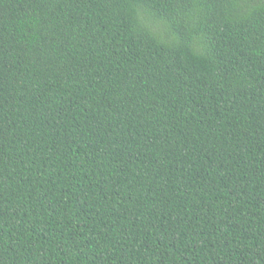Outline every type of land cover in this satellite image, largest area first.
Masks as SVG:
<instances>
[{
    "label": "trees",
    "instance_id": "16d2710c",
    "mask_svg": "<svg viewBox=\"0 0 264 264\" xmlns=\"http://www.w3.org/2000/svg\"><path fill=\"white\" fill-rule=\"evenodd\" d=\"M0 264H264V0H0Z\"/></svg>",
    "mask_w": 264,
    "mask_h": 264
}]
</instances>
